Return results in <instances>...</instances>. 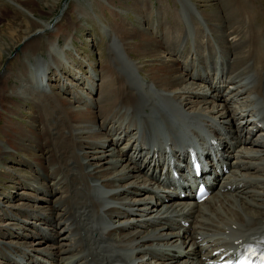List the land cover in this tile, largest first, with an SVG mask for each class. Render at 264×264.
<instances>
[{"label":"bare ground","instance_id":"bare-ground-1","mask_svg":"<svg viewBox=\"0 0 264 264\" xmlns=\"http://www.w3.org/2000/svg\"><path fill=\"white\" fill-rule=\"evenodd\" d=\"M180 2L182 11L191 14L186 16L192 28L171 14H165L167 25L160 28H136L123 18H115L114 27H103L109 54L98 60L99 73L90 71L77 78L75 92L62 79L53 84V77L67 73L73 51H78L71 36L60 44L56 39L48 41L43 55L35 54V46L25 50V70L4 95L9 105L1 110L11 115L19 102L30 104L36 109L39 133L33 141L21 138L26 130L21 133L20 122L7 115L4 134L11 146L0 142V153H13L32 142L27 150L39 149L41 160L30 175L21 177L19 188L25 189L17 196L0 191V208L4 200L22 201L21 206L2 208L9 221L0 225L18 231L16 235L0 232L15 237L0 240V257L7 259L6 264H41L36 254L50 257L49 264H206L201 254L217 255L204 251L205 247H223L222 253L241 240L264 235V142L253 138L248 139L250 145H241L235 153L244 161L222 182L212 167L215 182L203 202L180 197L169 174L160 178L154 156H162L169 147L173 155L184 157L185 129L195 133L200 128L204 133L195 134L205 140L206 152H211L210 137L218 138L216 147L231 148L226 151L231 159L234 144H228L220 130H235L233 121L247 115L240 122L249 132L264 121V0H220L219 4L210 0L206 16L219 23H208L206 32H201L199 17L191 13L193 6ZM13 10L33 27L20 41V50L34 36L54 33L61 16L58 12L49 22L20 5ZM192 36L197 48L187 45L184 50V41ZM220 61L222 68L214 79ZM200 77H206L203 81L208 84L198 83L200 90L194 83L188 86L190 78ZM82 81L90 92L79 91ZM224 88L228 98L223 97ZM94 89L96 98L91 95ZM256 98L257 113L252 106ZM232 102L236 106L229 107ZM167 134L170 142L165 143ZM241 170L248 171L244 175ZM56 192L58 198L48 199ZM142 193L144 197H137ZM40 199L52 204L44 207ZM28 223L34 227L28 230L32 235L24 232ZM57 226L67 232L68 243L48 246L59 244L56 237L52 241L57 232L49 229Z\"/></svg>","mask_w":264,"mask_h":264},{"label":"rangeland","instance_id":"rangeland-1","mask_svg":"<svg viewBox=\"0 0 264 264\" xmlns=\"http://www.w3.org/2000/svg\"><path fill=\"white\" fill-rule=\"evenodd\" d=\"M13 1L14 3H16V5H14L11 0H0V34H1L0 44H1V55H2V57L0 58V112H1L0 142H4L8 145L10 144L9 146H11V143L6 139V135L4 134L5 130L7 129V121H6L7 115L10 116L11 120L15 122H20V124L19 123L18 124L19 127L21 128V133L23 129L26 130L25 133H22L23 137L21 138H26L28 136L33 141L36 135L39 133L40 124L35 120L36 109L30 104H23L19 102V108L15 110L14 113L11 115H9L7 111H4L2 113L3 110H1L3 107L5 108L9 105L7 101L4 99L5 98L4 95L12 90L13 85L16 84L15 79L19 76V74H22L25 70L24 68V66H26V63L24 61L25 50H27L29 46L36 47L35 51L37 52H35V54L43 55L45 53L44 52L45 47L46 45H48V41H52L56 39L57 42L60 44L63 42V38L65 36L68 35L71 36L73 40V44L77 47L78 50V51H73L72 54L73 56H71L74 62L71 61V63L68 64V70L65 75L64 74L63 76L59 75L58 78L53 77V84H56L58 82V79H62L63 82L68 83L69 88L72 89V91L74 90L75 92V88H73V83L77 82V78L86 77L88 75L87 72L90 71L93 72L96 70V72L99 73V68L97 67V65L99 64L98 60L100 61L101 59H103V57L109 54L108 46H106L108 44V37L103 27L105 26L114 27V25L116 26L117 21L115 20V18H119V19L123 18L125 22L136 28L141 26L147 28L156 26L160 28L167 25L168 18L165 17V14L167 15L171 14V17L173 18L174 15L176 16L175 6L179 8L176 10L177 13L179 14L178 16H180L181 19L183 16L180 15V9L182 5V2H180L181 0H76V1L75 0H13ZM184 1H188V3H190L193 6L192 7L193 10L191 11V13L195 15V17L196 16L199 17L197 23H199L201 26L200 28L201 32L208 31L205 30L208 27V23H219L218 20L213 22V20L210 17L206 16V14L208 15L210 13L209 11L210 8L208 5L210 3V0H184ZM216 1L217 0H215V4L220 3V0H218V2ZM164 3L167 5H164ZM17 5H20L23 8L32 11L31 13L34 15V17L39 18L38 20L42 19L49 22H51L59 12L61 16L59 15V20L57 21L58 23L56 22L57 30L54 33L51 31H47L43 35L40 34L37 37L34 36L32 38L33 41L31 40L32 43L30 45L28 44L24 46L23 49L20 50L21 49L20 41L22 40L23 36L27 37L32 33L31 29L33 27L27 23V19L23 18V15L21 13L19 14L15 13L13 7H17ZM249 5L253 6L251 1H249ZM111 6L113 7V9ZM183 14L187 16H191V14H185L184 12ZM203 15L206 17L202 18ZM136 18L139 19L138 22H136ZM189 24H190L189 26H191L192 28L193 23L189 21ZM204 37L205 35L202 34V37L200 38H204ZM150 38L154 39L155 36L150 35ZM193 38L194 37L192 36L190 37V40L186 39L184 41L183 43L184 50L187 49V45H190L191 42L194 43ZM200 38L198 39L200 40L201 43L202 40ZM193 48L194 49L197 48L196 44L193 45ZM29 52H32V49H30ZM181 60L182 59L179 58V61ZM96 72L95 74L97 76L94 77V79L97 80L99 76ZM75 74L76 76L74 77ZM194 81L195 80L190 79L188 81L189 84L188 86L194 83ZM196 82H201V81L196 80ZM196 82L194 84H196L197 87L196 85L195 87L198 90H200L202 87ZM86 84L87 82L82 81V83L78 85L79 91L81 93L90 92V89H87ZM3 88H5V91L3 90ZM93 91L94 94L91 93V95L94 98H96L95 95L96 89H94ZM223 97L228 98L227 92L223 94ZM12 100L13 103L15 104L16 102L15 99ZM216 101H217L216 103L218 104L221 105L224 104L222 100H216ZM228 106L229 107L236 106V103L234 102L229 103ZM220 108H222V106H220ZM220 110L223 111V109ZM28 112H31V114L30 116H28V119H26L25 115ZM22 115L24 116V118L22 117ZM245 117H241L240 120ZM245 121L246 120L244 119V122ZM28 122L30 125H28ZM239 123L242 124L241 122ZM41 135H43V133ZM31 143H28L27 146L22 149L14 148L13 153H4V152L0 153V191L1 192L3 191L9 193L13 192V194L17 196L21 191H23V189L19 188L21 187L19 185L22 183L21 177L25 175H30L32 173L33 166L41 160L40 159L41 151L39 149H35L31 151L27 150V148L31 145ZM122 143L123 144H121L120 142L117 145L119 149H121L125 145L126 140H124ZM127 155L129 156V152L127 153ZM18 180L20 181L19 183ZM47 182L49 184L51 182V179L49 178ZM143 194L144 193L137 195V197H141V196L144 197ZM47 197L48 199H51L53 201L55 198L59 197V192H56L55 194L49 195ZM23 201L31 203L30 200L28 199H24ZM21 202L22 201L4 200L3 202L4 206L2 208L7 210L6 206L9 205L11 206L14 205L15 207H18L21 206ZM40 202L41 205L44 207H47L48 205L50 206L52 204L45 202L43 199H40ZM11 206L9 210L15 215L20 216L19 211L16 208L11 209ZM2 208H0V224L9 221L8 218L6 219L3 218ZM28 222L33 223L34 220L30 218ZM30 223H28L29 225L25 226L26 229H24L25 231L23 230L24 232L28 233L29 227L34 228ZM46 228H48V226ZM62 228L60 226H57L55 229L53 227L49 228L52 230L51 231L52 233L55 231L57 232L56 234L53 233L54 240L52 241L55 243L57 238L59 244H50L48 246H59L61 244L68 243L67 239H65L67 232L66 231L63 232ZM7 230L10 231L11 233H14L15 235L18 232L16 228L7 229L6 227H3V225H0L1 233L8 234ZM31 231L32 233H36L33 232V230ZM28 234L32 235L30 233ZM14 238L15 237H10V236L6 237L0 235V240L2 241H8ZM28 238L29 237H27V239ZM29 241L30 239L27 240V242ZM44 242H45L44 240H41L42 244L40 246L45 247L43 245ZM36 255L38 256L40 254H36ZM6 263H8L7 259H5L4 257H0V264H6ZM55 263L59 264L58 262Z\"/></svg>","mask_w":264,"mask_h":264}]
</instances>
